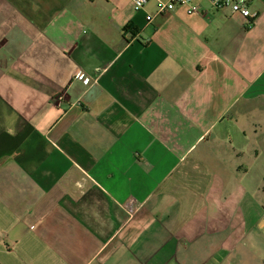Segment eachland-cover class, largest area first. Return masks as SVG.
Returning a JSON list of instances; mask_svg holds the SVG:
<instances>
[{
	"label": "crops",
	"instance_id": "0c3cea01",
	"mask_svg": "<svg viewBox=\"0 0 264 264\" xmlns=\"http://www.w3.org/2000/svg\"><path fill=\"white\" fill-rule=\"evenodd\" d=\"M234 1L16 0L24 264H264V0Z\"/></svg>",
	"mask_w": 264,
	"mask_h": 264
},
{
	"label": "built area",
	"instance_id": "2783aa9c",
	"mask_svg": "<svg viewBox=\"0 0 264 264\" xmlns=\"http://www.w3.org/2000/svg\"><path fill=\"white\" fill-rule=\"evenodd\" d=\"M206 1L213 10H222L228 8L232 14H239L243 18H254L256 14H251L248 10L246 3L243 1L234 0H204ZM157 6L156 15H161L166 12H173L176 8H181L185 11L187 15L199 14V6L194 3V0H155ZM149 0H132L133 10L135 12H142ZM153 20V16H147L146 22L150 23ZM81 82L85 86L90 87L92 85V80L88 79L83 74H77Z\"/></svg>",
	"mask_w": 264,
	"mask_h": 264
},
{
	"label": "trees",
	"instance_id": "16d2710c",
	"mask_svg": "<svg viewBox=\"0 0 264 264\" xmlns=\"http://www.w3.org/2000/svg\"><path fill=\"white\" fill-rule=\"evenodd\" d=\"M125 32L126 33H132L133 35L136 34V30L134 29V27L131 24H129L125 27Z\"/></svg>",
	"mask_w": 264,
	"mask_h": 264
}]
</instances>
